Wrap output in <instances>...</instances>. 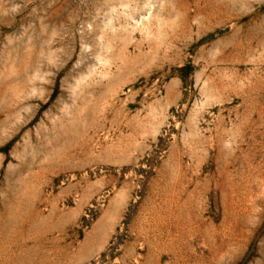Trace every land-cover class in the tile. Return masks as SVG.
Masks as SVG:
<instances>
[{"label": "rangeland", "instance_id": "374dc122", "mask_svg": "<svg viewBox=\"0 0 264 264\" xmlns=\"http://www.w3.org/2000/svg\"><path fill=\"white\" fill-rule=\"evenodd\" d=\"M0 264H264V0H0Z\"/></svg>", "mask_w": 264, "mask_h": 264}]
</instances>
